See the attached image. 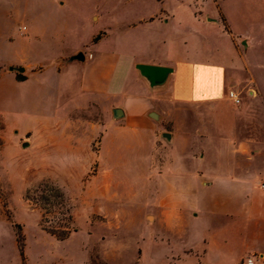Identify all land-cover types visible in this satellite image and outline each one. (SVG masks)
<instances>
[{"label": "rangeland", "instance_id": "374dc122", "mask_svg": "<svg viewBox=\"0 0 264 264\" xmlns=\"http://www.w3.org/2000/svg\"><path fill=\"white\" fill-rule=\"evenodd\" d=\"M193 11L219 20L233 34L236 55L227 70L228 108L249 116L239 121L238 140L264 141V0H0V60L7 54L21 60L22 74L29 72L33 85L18 93L40 91L51 81L61 85L48 102L37 95L39 104L25 107L15 99L10 112L15 131L5 128L0 114V264H235V251L220 246L204 253L199 242L194 244V233L239 219L219 216L211 223L201 215L193 220L195 228L179 233L153 215L160 209L158 165L166 160L173 166L182 152L156 146L151 129L136 133L130 117L105 120L96 103L75 111L79 72L59 70L61 57L78 48L88 59L92 49L115 53L111 86L138 98L154 96L158 89L137 82L129 72L131 63L139 57L172 59L184 48L179 33L193 26ZM155 14L160 21H143ZM204 33L211 47L226 45L217 28ZM232 91L240 102L230 96ZM166 110L163 105L159 112ZM46 117L59 118L53 132L44 127ZM253 127H260L259 134L252 133ZM200 146L194 148L190 167L208 172L216 157L210 151L202 156ZM230 156L247 161L242 175L258 178L253 185L262 192L264 146L253 158ZM169 174H176L175 169ZM42 180L53 181L70 198L75 230L66 239L46 231L42 210L25 198Z\"/></svg>", "mask_w": 264, "mask_h": 264}, {"label": "crops", "instance_id": "0c3cea01", "mask_svg": "<svg viewBox=\"0 0 264 264\" xmlns=\"http://www.w3.org/2000/svg\"><path fill=\"white\" fill-rule=\"evenodd\" d=\"M157 15H151L143 21L158 22L161 19L155 18ZM191 19L193 26H186L179 33L184 48L176 50L172 59L139 57L131 63L129 72L135 75L137 82L145 89H158L154 96L138 98L126 92V89L116 91L111 86L117 68L115 53L99 52L91 48V59L82 52L85 59L78 60L73 58L81 52L78 48L61 57L59 70L79 72L77 97L73 101L75 111L83 112L90 103H96L97 111L103 113L105 120L130 117L137 127L136 133L151 129L156 146L175 148L182 152L179 161L173 162V166L166 160H161L158 165L162 186L160 209L153 214L156 220L182 233L187 228H195L192 224L201 215L211 223L219 216L239 219L224 224L218 230L213 225L205 226L203 232L197 230L194 233V244L199 242L204 253L220 246H224L229 253L235 251L238 256L231 260L235 264H246L248 258H255L254 264H264V181L260 192L253 185V181L258 178H244L242 175L247 161L230 159V154L238 153L253 158L255 151L259 152L264 146V141L258 137L253 138L251 144L238 140L237 135L241 131L239 121L249 116L228 108L226 78L228 67L236 55L234 36L219 20L202 17L195 11ZM211 27L217 28L220 36L226 39L225 46H210L204 30ZM101 41L94 45L99 46ZM140 63L170 66L173 72L164 85L152 87L137 68ZM11 66H23V63L7 54L3 61L0 60V114L5 128L15 131V123L10 115L15 107V99L25 107L27 103L38 105L40 100L34 101L37 95L46 97L48 102V98L61 85L51 81L41 85L40 91L31 90L27 94H20L18 90L21 87L33 86L30 83L31 77L27 72L25 80H18L15 70H10ZM72 82L73 79L66 81L64 88L68 89ZM163 105L168 110L161 113L159 109ZM115 108H121L124 116L115 118ZM153 112L159 116L157 119L151 116ZM58 123L59 118L51 120L46 117L43 120L44 127L50 132L55 130ZM100 124L104 122L95 125ZM260 131V127L252 128L255 135ZM166 133L170 134L169 138L165 136ZM197 145H201L202 156L205 151H210L216 157L208 172L190 167V159L195 158L194 148ZM142 148L135 147L137 150ZM192 165L195 166L194 160ZM171 168L175 169L176 174H169ZM212 170H219L220 175H214ZM206 229L209 231L205 232ZM243 251L248 253L247 256H240ZM193 252V248L188 251L190 255Z\"/></svg>", "mask_w": 264, "mask_h": 264}, {"label": "trees", "instance_id": "16d2710c", "mask_svg": "<svg viewBox=\"0 0 264 264\" xmlns=\"http://www.w3.org/2000/svg\"><path fill=\"white\" fill-rule=\"evenodd\" d=\"M226 29L228 30L227 26ZM17 79L22 81L26 79V76L18 73ZM25 198L40 207L42 210L41 225L49 233L59 239H66L75 230L72 227L74 218L70 198L63 188L53 181H40L36 186L27 190ZM18 240L20 253L24 256V243L21 234L18 236Z\"/></svg>", "mask_w": 264, "mask_h": 264}, {"label": "water", "instance_id": "95a60500", "mask_svg": "<svg viewBox=\"0 0 264 264\" xmlns=\"http://www.w3.org/2000/svg\"><path fill=\"white\" fill-rule=\"evenodd\" d=\"M74 59L84 60L85 56L82 52L73 56ZM137 68L139 69L140 73L149 81L152 87L162 86L166 83L169 75L173 72V68L170 66H160V65H153V64H137ZM10 70H16L20 73L25 71L24 66H11ZM113 114L115 118H121L124 116V112L121 108H115L113 110ZM151 116L154 118H158L159 116L156 113H152ZM165 136L167 138L170 137L169 133H166ZM24 145H27L25 143Z\"/></svg>", "mask_w": 264, "mask_h": 264}, {"label": "built area", "instance_id": "2783aa9c", "mask_svg": "<svg viewBox=\"0 0 264 264\" xmlns=\"http://www.w3.org/2000/svg\"><path fill=\"white\" fill-rule=\"evenodd\" d=\"M230 96L233 97L236 102H240L239 98L237 97V95L233 91L230 92ZM263 187H264V185H263ZM254 263H255V258H248L246 261V264H254Z\"/></svg>", "mask_w": 264, "mask_h": 264}]
</instances>
